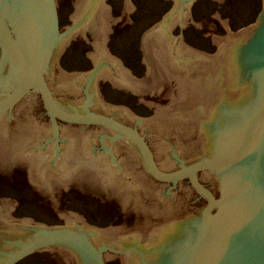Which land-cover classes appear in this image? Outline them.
<instances>
[{
    "label": "water",
    "instance_id": "water-1",
    "mask_svg": "<svg viewBox=\"0 0 264 264\" xmlns=\"http://www.w3.org/2000/svg\"><path fill=\"white\" fill-rule=\"evenodd\" d=\"M76 1L59 36L61 0H0V167L25 163L54 211L59 189L99 183L122 212L171 206L176 227L165 222L171 230L154 237L146 222L127 238L125 226L95 230L77 214H58L65 227L14 219L11 200L0 203V264L30 253L62 254L67 264H264V6L210 57L182 45L195 0H172L149 34L181 98L135 118L97 101L96 83L106 76L113 89L152 91L147 65L144 80L129 76L104 48L103 0ZM77 31L93 39L94 66L66 76L55 60Z\"/></svg>",
    "mask_w": 264,
    "mask_h": 264
},
{
    "label": "rangeland",
    "instance_id": "rangeland-1",
    "mask_svg": "<svg viewBox=\"0 0 264 264\" xmlns=\"http://www.w3.org/2000/svg\"><path fill=\"white\" fill-rule=\"evenodd\" d=\"M103 2L116 20L105 42L108 56L117 60L135 80H144L147 65L155 89L139 94L117 90L103 76L96 83V99L106 107L130 109L135 118L154 117L157 111L170 107L181 98L164 54L156 41L149 39L150 29L161 22L173 1ZM262 6L264 0H195L189 6V18L179 30L182 45L213 57L229 43L224 41L229 33L236 34L256 24ZM77 9L76 0H61L59 36H64L65 27L73 24ZM93 51L90 33H76L55 60L58 71L66 76L89 73L95 61V56H91ZM13 165V171L0 167V203L11 200L17 203L14 219L65 227L58 214H77L95 228L125 226L121 233H129L127 238L146 222H150L152 235L171 230V223L165 222H172V227L176 225L171 206L149 216L122 212L120 200L108 198V191L99 189V183L70 186V191L59 189L54 211L48 191L28 183L26 164ZM15 264L67 263L62 254L30 253ZM105 264L121 262L112 260Z\"/></svg>",
    "mask_w": 264,
    "mask_h": 264
},
{
    "label": "bare ground",
    "instance_id": "bare-ground-1",
    "mask_svg": "<svg viewBox=\"0 0 264 264\" xmlns=\"http://www.w3.org/2000/svg\"><path fill=\"white\" fill-rule=\"evenodd\" d=\"M103 5H104V2L102 3ZM105 6V5H104ZM106 8H107V6H105ZM76 9V8H75ZM108 9V8H107ZM77 11V10H76ZM108 12H109V10H108ZM109 15H110V13H109ZM75 18V17H74ZM73 18V19H74ZM188 19V18H187ZM186 19V20H187ZM186 20H185V22L184 23H186ZM116 23V20L115 19H113L111 16H109V20H108V23H107V30H106V39H107V35H108V33H110V30H111V28H112V25L113 24H115ZM184 25V24H183ZM182 25V26H183ZM245 31V30H244ZM76 33H78V34H84V32H82V31H77ZM75 33V34H76ZM239 33H241V32H239ZM239 33H237V34H239ZM75 34L72 36V37H74L75 36ZM237 34H231V33H229L228 34V38L230 37V39H232L233 37H235ZM65 36V35H64ZM153 39V40H155L154 38H153V36H152V34H150V37H149V39ZM227 38V39H228ZM224 40V41H230L229 39L228 40ZM69 40V39H68ZM225 44V43H224ZM104 47H105V44H104ZM225 47H226V45H225ZM93 48H94V43H93ZM96 54H95V50L93 51V53H91V56L93 57V56H95ZM94 58V57H93ZM92 58V59H93ZM162 59H164V57L162 58ZM165 62V61H164ZM173 227H176V225H174ZM160 230H161V228H160ZM166 230V229H165ZM159 231V230H158ZM157 231V232H158ZM166 231H168V230H166ZM155 233V232H154ZM154 233H153V235L152 236H154V237H157V236H159V235H161V234H163V233H165L164 231L163 232H161V231H159V233H156L155 235H154Z\"/></svg>",
    "mask_w": 264,
    "mask_h": 264
},
{
    "label": "flooded vegetation",
    "instance_id": "flooded-vegetation-1",
    "mask_svg": "<svg viewBox=\"0 0 264 264\" xmlns=\"http://www.w3.org/2000/svg\"><path fill=\"white\" fill-rule=\"evenodd\" d=\"M74 126V125H73ZM79 127H83V126H79ZM87 127H94V126H87ZM259 132H261V130H260V128H259V130L256 132L257 134H259ZM261 134H262V132H261ZM256 135V134H255ZM260 138H261V136H260ZM130 143V142H129ZM202 184V183H201ZM190 187V186H189ZM196 194V193H195ZM93 229H95L94 227H92ZM95 230H97V229H95ZM64 253L65 254H68V255H70V253L69 252H67V251H65L64 250Z\"/></svg>",
    "mask_w": 264,
    "mask_h": 264
}]
</instances>
